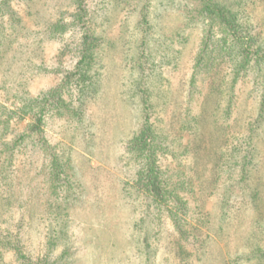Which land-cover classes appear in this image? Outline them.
<instances>
[{"label": "rangeland", "instance_id": "374dc122", "mask_svg": "<svg viewBox=\"0 0 264 264\" xmlns=\"http://www.w3.org/2000/svg\"><path fill=\"white\" fill-rule=\"evenodd\" d=\"M74 1L0 0V142H22L0 176L1 237L42 264H264V0H210L234 28L207 0H87L90 45ZM83 54L86 77L66 82ZM142 90L158 197L131 142ZM20 256L0 247V264Z\"/></svg>", "mask_w": 264, "mask_h": 264}, {"label": "trees", "instance_id": "16d2710c", "mask_svg": "<svg viewBox=\"0 0 264 264\" xmlns=\"http://www.w3.org/2000/svg\"><path fill=\"white\" fill-rule=\"evenodd\" d=\"M210 0H207V4L204 6L203 10H207L209 11L212 15H215V18L220 19L221 21H223V23H227L228 26L233 27V22L230 19V15L228 13V11L225 9L224 6L220 5L219 3L216 2H212ZM76 3L75 9L76 12L74 14V20L73 23H75V25L80 24L81 26H83L86 30L85 34L83 35L84 37V42L87 43V45L89 44V38L91 37V33H89V25H88V20H89V11H88V7H87V0H75L74 1ZM4 9L9 10L10 7L7 4V0H4ZM66 28V25L64 24H58L55 25L53 27L54 30H58V32H61L62 30H64ZM234 28V27H233ZM88 30V32H87ZM232 35H236V33L234 32V30L232 29L231 32ZM209 44V37L206 39L204 45H208ZM257 50L258 51H262L264 49H260L259 46H257ZM264 48V47H263ZM227 56L230 58V63H231V59H232V52H226ZM248 53V52H247ZM249 54V53H248ZM260 57L264 56V54H260ZM86 54H83L82 57L79 59V61L77 62L76 65V72L72 73V74H67L65 76V81L69 82L71 81V77H73V82H79L84 80V77H86V71H85V65L88 66L90 64V59L86 58ZM226 56H223L224 60H226L225 58ZM202 58V55H201ZM199 59L197 62V66L199 67V69L202 68V66L200 65L201 63L203 64V59ZM228 58V59H229ZM223 60V59H222ZM233 63V61H232ZM231 63V64H232ZM234 65L236 63H233ZM232 64V65H233ZM237 65V64H236ZM232 68H235L234 70L236 71V74L238 72V65ZM243 66V65H240ZM194 78V77H192ZM71 79V80H70ZM235 79V78H234ZM194 79H191V83H193ZM61 88H57L55 90H50L48 92H45L42 94V98H44V101L47 102L49 99H56L58 100L59 97L60 99L62 98V91L60 90ZM93 90V91H92ZM95 92V87L93 85V87H86L83 86L80 89V93L78 96V104L79 105H83L84 103V98L85 97H92L94 95ZM142 94L140 96V103H141V112L139 115V123H138V128L136 129L135 134L133 135V137L131 138V142L134 144L133 146L136 147L137 149V158L141 157L142 159L145 158L144 160H147L148 163L146 164V171H143V173H141V175L139 176L142 181H143V186L146 188V190L148 192H150L152 195L154 196H161V190H162V185L160 184V180H162L157 171H156V167H155V163L153 162V158L155 159L154 155L156 150L154 149V145L155 143H157L156 141L158 140V135L156 133V129L153 125V121H152V117H151V112H150V107H151V102L149 100L148 97V92L146 90H142L141 91ZM30 99H27V101ZM62 100V99H61ZM63 102V100H62ZM78 108V107H77ZM78 113V118L81 121L84 118V110L81 108H78L77 110ZM203 113V112H202ZM40 117L37 118V120H35V125L33 126L34 129H38L41 128V125L43 123V109H41L39 111ZM204 114V113H203ZM204 116V115H203ZM199 117V116H198ZM196 120V118H195ZM187 127L189 128V130L191 131V135L193 138H200L201 135H199V131L201 128L200 125V120L199 122H195L193 121V117L192 114H189L188 120H187ZM193 123V124H192ZM195 123V124H194ZM4 126L0 125V139L3 137V133L4 131ZM200 140V139H199ZM198 142V140H197ZM22 145V142H19L18 139H14L13 141H4L2 140L0 142V176L5 178L9 171H11V167L10 166H14L13 164L15 163V159H16V152L17 149ZM59 213H56L55 216H58ZM6 234V233H5ZM2 234H0V247H9V248H13V250L25 260V264H42V261H44L47 256L46 255H36V256H32L31 254H27L26 256V252L24 251V246L22 244V239L16 238V237H8V235H3V237H1ZM30 253V252H28Z\"/></svg>", "mask_w": 264, "mask_h": 264}]
</instances>
